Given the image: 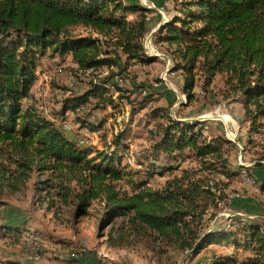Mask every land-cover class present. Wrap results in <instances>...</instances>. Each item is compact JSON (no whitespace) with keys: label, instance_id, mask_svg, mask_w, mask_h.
I'll return each instance as SVG.
<instances>
[{"label":"trees","instance_id":"16d2710c","mask_svg":"<svg viewBox=\"0 0 264 264\" xmlns=\"http://www.w3.org/2000/svg\"><path fill=\"white\" fill-rule=\"evenodd\" d=\"M176 2L180 9L159 28L157 38L173 48L176 67L187 74L188 101L194 98L196 69L205 76L204 87L217 73L223 74L231 96L242 97L249 123L247 142L257 155L253 168H264V0ZM149 12L142 4L124 0H0V149L9 148L22 158L11 174L21 181L31 171L46 175L37 184L38 199L49 206L57 200L71 205L75 220L88 215L96 203L102 211L101 225L116 228L120 240L146 238L164 252L192 251L193 255L210 244L226 243L248 254L214 257V264H264V228L259 221L234 216L228 224L213 227L207 222L210 209L214 217L233 204L226 188L229 180L213 177L218 173L226 178L238 175L229 168L224 154V146L232 141L224 137L207 141L202 127H197L200 121L181 123L164 115L169 125L154 143L152 155L185 160L190 155L184 154L190 150L199 167L184 169L181 176L171 178L179 165L165 166L159 174L170 178L161 188H153L134 179L136 171L120 163L118 151L77 144L64 135L57 121L23 105L37 79L40 60L48 52L69 54L78 71L118 67L115 59L103 56L110 53L104 46L123 53L126 63L151 60L143 42L149 31ZM128 13L137 15L128 19ZM77 27L103 38L79 37L73 33ZM113 74L102 81H111ZM107 92L104 85L91 82L63 110L75 111L91 98L114 104ZM124 138L125 134L116 137L117 148ZM248 172L264 191V182L251 169ZM118 220L121 226L114 227ZM3 230L15 235L20 232L9 224ZM110 242H115L112 237Z\"/></svg>","mask_w":264,"mask_h":264},{"label":"rangeland","instance_id":"374dc122","mask_svg":"<svg viewBox=\"0 0 264 264\" xmlns=\"http://www.w3.org/2000/svg\"><path fill=\"white\" fill-rule=\"evenodd\" d=\"M124 1L150 8L149 31L143 42L151 60L143 63L130 60L126 63L128 60L123 53L104 46V50L110 53L103 56L115 59L118 67H103L95 72L78 71L69 54L60 56L48 52L40 60L35 71L37 79L30 96L23 99V105L34 107L42 115L57 121L64 135L77 144L109 152L118 151L120 163L136 171L134 179L145 181L153 188H161L170 178L159 174L165 166L179 165L171 178L181 176L184 169L199 167L190 150H186L184 155L190 157L185 160L179 158L174 161L163 154L152 155L154 143L169 125L164 115L181 123L200 121L197 127H202L203 138L207 141L224 137L233 143L224 146V154L228 155L229 168L239 172L238 175L226 178L218 173L213 176L216 180H229L226 188L233 204L221 208L214 217H211L213 209L206 214L207 222L213 227L231 223L234 216L245 215V211L236 208L250 206V199L243 196L260 191L257 184L246 183L243 175L244 169H253L257 155L247 142L249 123L242 97L231 96L226 78L221 73H217L212 83L204 87L205 76L196 69V86L191 92L194 98L188 101L187 74L176 67L178 60L173 48L157 38L159 28L171 21L180 9L178 1L165 0L164 5L157 0ZM136 15L128 13V19H134ZM73 33L79 37L91 35L103 38L84 27L73 29ZM110 72L114 73L113 79L104 83L102 80ZM91 82L104 85L108 90L106 95L112 96L114 104L100 103L91 98L87 105L64 112L65 104L87 91ZM116 87L122 90H116ZM64 123L69 128H64ZM121 134H125V138L117 148L114 142ZM21 159L9 148L0 149V264H214V257H243L248 254L226 243L210 244L193 255L192 251L174 252L169 249L164 252L163 248H158L146 238L126 237L120 240L116 228L101 225L102 211L96 203L88 215L75 220L71 205L57 200L49 206L46 200L40 201L36 187L39 179L46 175L40 177L36 170L31 171L25 181L19 180L11 173L16 171V162ZM70 183L76 186V181ZM237 193L238 196L235 195ZM251 217L261 220L253 215ZM259 222L264 228V222ZM6 224L16 226L19 234L6 233L3 230ZM118 225L121 226V220L114 227ZM111 237L114 243L110 242ZM31 240L37 241L40 247L41 257L38 260L29 257L27 246Z\"/></svg>","mask_w":264,"mask_h":264},{"label":"crops","instance_id":"0c3cea01","mask_svg":"<svg viewBox=\"0 0 264 264\" xmlns=\"http://www.w3.org/2000/svg\"><path fill=\"white\" fill-rule=\"evenodd\" d=\"M160 5H164L163 3L165 0H157ZM253 175L259 179L260 182H264V168H258V169H251ZM252 191V190H251ZM254 192V191H253ZM240 197V196H239ZM245 199H250L249 205L245 207H239L235 210L238 211H245V216L251 217L256 216L257 218H260L261 222H264V191L260 190L258 193H255L254 195H251L250 192L248 195L243 196ZM252 218V217H251ZM27 259V258H26ZM28 262H31V259H28Z\"/></svg>","mask_w":264,"mask_h":264},{"label":"built area","instance_id":"2783aa9c","mask_svg":"<svg viewBox=\"0 0 264 264\" xmlns=\"http://www.w3.org/2000/svg\"><path fill=\"white\" fill-rule=\"evenodd\" d=\"M63 127L66 129L69 128L68 125L65 123L63 124ZM79 142H81V144H85L83 141H79ZM243 175H244V180L246 181V183L250 185L257 184L255 179L249 174V172L246 169L243 170ZM235 195L238 196L239 194L237 193ZM241 217H248V216L243 215ZM27 249H28L27 251L29 253L30 258L36 259V260L40 259L41 251H40L39 245L37 244V241H33V240L29 241Z\"/></svg>","mask_w":264,"mask_h":264}]
</instances>
